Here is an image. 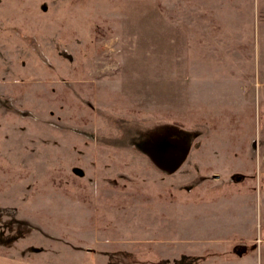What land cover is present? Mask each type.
Here are the masks:
<instances>
[{
  "label": "rangeland",
  "instance_id": "rangeland-1",
  "mask_svg": "<svg viewBox=\"0 0 264 264\" xmlns=\"http://www.w3.org/2000/svg\"><path fill=\"white\" fill-rule=\"evenodd\" d=\"M0 264H264V0H0Z\"/></svg>",
  "mask_w": 264,
  "mask_h": 264
}]
</instances>
